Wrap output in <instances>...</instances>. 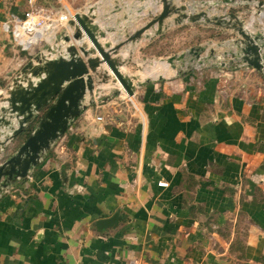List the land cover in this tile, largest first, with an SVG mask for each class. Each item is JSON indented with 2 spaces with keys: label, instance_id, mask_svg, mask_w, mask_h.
I'll list each match as a JSON object with an SVG mask.
<instances>
[{
  "label": "crops",
  "instance_id": "crops-1",
  "mask_svg": "<svg viewBox=\"0 0 264 264\" xmlns=\"http://www.w3.org/2000/svg\"><path fill=\"white\" fill-rule=\"evenodd\" d=\"M161 7L159 0H0V99L35 55L13 45L5 21L29 9L91 11L106 33L99 41L113 46ZM175 18L161 34L154 27L119 50L133 97L108 98L114 87L97 82L86 100L93 108L84 104L26 179L0 187V264H264V72L233 55L238 35L217 51L223 61L195 71L176 62L163 78L161 61L138 76L123 70L134 50L194 28ZM72 32L64 25L58 33V54L78 47L63 41ZM115 213L116 227L98 232L94 224Z\"/></svg>",
  "mask_w": 264,
  "mask_h": 264
},
{
  "label": "water",
  "instance_id": "water-1",
  "mask_svg": "<svg viewBox=\"0 0 264 264\" xmlns=\"http://www.w3.org/2000/svg\"><path fill=\"white\" fill-rule=\"evenodd\" d=\"M161 11L140 29L127 35L122 42L111 46L106 33L100 31L93 23L91 11L87 14L76 13L69 26L73 29L70 37L63 38L65 43L71 40L78 44L66 47L63 54H57L53 48L49 52H36L6 87V96L0 99V187L7 188L17 180L26 179L31 169L37 167L42 155L53 143L64 136L70 123L77 119L86 105L87 95L92 94L96 83L106 85L109 81L118 86L114 96L124 93L131 98L135 93L133 78L125 75L121 68L123 61L117 57L119 50L128 43L143 38L144 34L154 29L155 34L162 32L164 22L175 15L174 22L220 24L219 17L209 18L206 12L188 13L179 0H159ZM231 0L207 1L202 3L209 7L230 4ZM261 6L262 4H258ZM234 29L240 37L239 45L246 63L260 71L259 37H251L243 30L242 22L236 15L230 14ZM147 37V35H146ZM204 49L191 48L190 55L199 61ZM95 57H91V56ZM185 54L166 59V63L175 69L176 62L184 61ZM223 61V56L217 58ZM104 66V68L102 67ZM103 68V69H101ZM85 104V105H84ZM33 130L22 143L17 138L29 126ZM11 128L10 133H3ZM63 170V167H62ZM121 220L115 213L107 219L98 220L94 226L98 232L114 228Z\"/></svg>",
  "mask_w": 264,
  "mask_h": 264
},
{
  "label": "built area",
  "instance_id": "built-area-1",
  "mask_svg": "<svg viewBox=\"0 0 264 264\" xmlns=\"http://www.w3.org/2000/svg\"><path fill=\"white\" fill-rule=\"evenodd\" d=\"M258 4L260 3L250 2L245 5L247 7H244L238 2L223 4L222 7L224 8V13L221 12L216 17L223 19L219 25L226 24L235 31L233 25L234 21L229 18L230 14H234L238 20L242 22L243 30L246 33L251 37H259L256 43L259 47L260 63L262 65L260 71L264 72V5L259 6ZM185 6L188 9V13L195 14L202 12L203 10H201V8L204 5L202 6L200 4L197 6L195 4V6L189 7L187 4ZM243 9L244 11H241ZM203 12H206L209 18L215 16L210 15L208 11ZM73 15L74 14L67 8L62 9L59 12H49L43 8L29 9L24 13L22 18L13 17L2 23V30L10 36L15 47L31 56L36 48L40 51L42 46H50V44L57 39V35L62 27L64 25H69V22L73 20ZM244 16H248V18L251 17L248 25L244 24V21L246 20ZM254 20H257L256 24L253 23ZM253 30L257 32L255 33ZM235 33L237 34L236 31ZM238 38L240 39L239 36ZM236 45L239 51L238 53H233V55H237L239 60L241 58L246 65L247 63L244 60V54L240 50L242 45H239V41H236ZM42 51L45 52V50ZM202 65L204 64L201 63L196 68H199ZM100 99L101 96L98 95L93 100V103L98 106L100 104ZM159 185L162 187L166 186L165 183H160Z\"/></svg>",
  "mask_w": 264,
  "mask_h": 264
},
{
  "label": "rangeland",
  "instance_id": "rangeland-1",
  "mask_svg": "<svg viewBox=\"0 0 264 264\" xmlns=\"http://www.w3.org/2000/svg\"><path fill=\"white\" fill-rule=\"evenodd\" d=\"M180 1V0H179ZM190 1L187 3H184V5H189V7H193L192 1L195 0H185ZM204 2L207 1H217V0H201ZM245 1V0H244ZM259 2L258 0H254ZM183 2V1H182ZM261 3V2H260ZM183 4V3H182ZM264 5V3H261ZM181 5V4H180ZM223 4H220L218 6L211 7L208 10V13L210 15L218 16L221 12L224 13V8L222 7ZM237 12V11H236ZM245 21L244 24L250 23V18L248 16H244ZM254 17V16H253ZM257 20H254V24H256ZM212 26H209L208 23H197L194 24V28L190 29L187 26H181L178 28L177 32L173 35H169L166 37H163L162 40L157 42V44L154 46H142V49L130 53V60L131 63H129L127 66H124V71L127 74L136 75L140 72L145 71V68H150L153 66L155 62L161 61L163 65V72L162 75L163 78H168V73L170 71L169 65L165 62L167 58L170 56H179L181 54H185L184 61L180 62V64H184V66H181L183 70L191 69L192 71H195L196 67L198 65L207 64L208 61L217 64L219 61L217 60L218 57H220L219 53L217 51L221 50L223 45L228 44V46H231L227 41L230 40V38L234 37L235 31L232 29H229V34L225 31L224 27L222 25L217 24H211ZM246 26V25H245ZM58 38L53 41V43L48 45H44L41 47L40 51L39 49H35L32 54H35L36 52H44L42 50H47L48 48H53L57 54H58ZM202 48L204 49L200 53V59L199 61L195 59L194 55H190L188 52L191 48ZM212 50V51H211ZM184 51H187L186 53H182ZM149 80V79H146ZM145 81V79H144ZM109 85L111 87L113 86L114 89H110L107 92L108 98H113V92L116 91L117 86L113 85L109 81ZM134 101V100H133ZM118 106L122 108H127L125 104L121 103V99L117 101ZM136 103V102H135ZM135 103L129 104V108L131 111L135 110ZM86 104L89 108H93L89 101ZM127 104V105H128ZM100 111H106L103 109H100Z\"/></svg>",
  "mask_w": 264,
  "mask_h": 264
},
{
  "label": "trees",
  "instance_id": "trees-1",
  "mask_svg": "<svg viewBox=\"0 0 264 264\" xmlns=\"http://www.w3.org/2000/svg\"><path fill=\"white\" fill-rule=\"evenodd\" d=\"M245 1H249V0H245ZM258 1L264 3V0H258ZM32 130H33V125L29 126L22 134L18 136L17 143L19 144L25 141V139L29 136Z\"/></svg>",
  "mask_w": 264,
  "mask_h": 264
}]
</instances>
